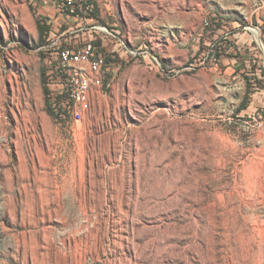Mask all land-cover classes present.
<instances>
[{
	"label": "rangeland",
	"instance_id": "1",
	"mask_svg": "<svg viewBox=\"0 0 264 264\" xmlns=\"http://www.w3.org/2000/svg\"><path fill=\"white\" fill-rule=\"evenodd\" d=\"M58 2L0 0V264H264V0ZM95 26L114 64L56 120L43 69Z\"/></svg>",
	"mask_w": 264,
	"mask_h": 264
},
{
	"label": "built area",
	"instance_id": "2",
	"mask_svg": "<svg viewBox=\"0 0 264 264\" xmlns=\"http://www.w3.org/2000/svg\"><path fill=\"white\" fill-rule=\"evenodd\" d=\"M89 7L86 6L87 9ZM61 8L66 10L70 16L77 14V0H61ZM211 25L212 22L205 18L203 21L204 28H208ZM96 27L95 31L105 33L104 28ZM244 28L248 31L252 30L254 33L251 32L256 35L257 39L260 38V34L258 36L255 33L257 29L253 27L239 28V35L245 31ZM57 54L61 71L66 78L65 86L70 96L69 102L71 103L68 104L69 116L77 122L82 119L81 111L90 109L91 97L104 86L105 79L109 73L106 58L104 54L97 53L95 46L89 41L74 49L66 47ZM212 59L218 61L214 54H212Z\"/></svg>",
	"mask_w": 264,
	"mask_h": 264
},
{
	"label": "trees",
	"instance_id": "3",
	"mask_svg": "<svg viewBox=\"0 0 264 264\" xmlns=\"http://www.w3.org/2000/svg\"><path fill=\"white\" fill-rule=\"evenodd\" d=\"M89 9H87L84 5H79L77 3V8H78V12L77 14L74 15H68L67 11L65 10L67 16L69 17H73V18H77V16L80 15L82 18L87 19V18H92L94 21L96 19V14H95V7L93 5V3L89 2ZM81 11V12H80ZM47 21L44 20V18L42 16H39L38 18V28H39V33H40V37H39V45L43 46L46 45L47 42L46 41V37L49 35V33L51 32V29L49 28V25L46 24ZM205 32H209V33H216V29L213 27V25H211L210 27L206 28ZM107 41V36L105 33L103 32H98L95 31L93 32V38H91L89 40V42H91L96 49L97 53H102L105 55L106 58V65L107 68L109 70V66H112L114 64V60L111 59L110 55H109V44ZM235 42V41H234ZM233 41H231L230 45H225V48L222 49L220 48L219 53L216 52L213 53L214 55H219L217 57V59H220L221 55L224 54L225 52H227L228 50H233L235 49V43ZM83 43H62L59 46L54 47L55 48V53L57 55V60L56 61H52V64L49 66L48 68L43 69L42 72V79H43V88H44V93H45V98H46V106H47V111L50 115H52L56 120H60V121H66L68 118H70V114L68 111V104L71 103L70 101V96H69V91L67 89V87L65 86V82H66V78L64 76V74L61 71V66H60V62H59V57H58V52L61 51L62 49L68 47V48H77L78 46L82 45ZM46 70H49V74H47ZM260 82V81H259ZM258 82V83H259ZM249 84L252 85V88L256 87V84L249 79ZM255 84V85H254ZM251 93V91L246 95L245 99L243 100V102L240 105V108H244L248 105L249 103V94Z\"/></svg>",
	"mask_w": 264,
	"mask_h": 264
},
{
	"label": "bare ground",
	"instance_id": "4",
	"mask_svg": "<svg viewBox=\"0 0 264 264\" xmlns=\"http://www.w3.org/2000/svg\"><path fill=\"white\" fill-rule=\"evenodd\" d=\"M251 216H249V218H250ZM248 219V217L246 218V220ZM250 220V219H249ZM262 222H264V221H262ZM253 223V222H252ZM255 223H256V219H255ZM257 223H259L258 225H259V227H260V222H257ZM255 225V224H254ZM257 225V224H256ZM262 226H263V224H262ZM256 227V226H255ZM258 227V228H259ZM263 229H264V226H263ZM263 229H261L262 231H263ZM260 230V228L258 229V231ZM255 231H256V228H255ZM260 232V231H259ZM257 234V233H256ZM263 236L264 234H263V232L262 233H260V236ZM252 236V235H251ZM254 237H256V239L257 238H259V235L258 236H254ZM252 238H253V236H252ZM262 238V240H260V238L259 239H257V240H260L258 243H259V245H261L262 243H264V236L263 237H261ZM253 239H255V238H253Z\"/></svg>",
	"mask_w": 264,
	"mask_h": 264
},
{
	"label": "crops",
	"instance_id": "5",
	"mask_svg": "<svg viewBox=\"0 0 264 264\" xmlns=\"http://www.w3.org/2000/svg\"><path fill=\"white\" fill-rule=\"evenodd\" d=\"M57 10H60L62 13H64V15H66L67 16V14H66V12H65V10H62V8H61V1L59 0V2H58V4H57ZM67 17H69V16H67Z\"/></svg>",
	"mask_w": 264,
	"mask_h": 264
}]
</instances>
